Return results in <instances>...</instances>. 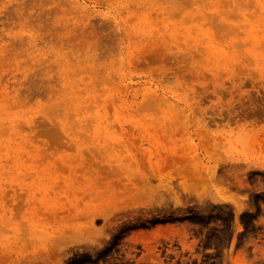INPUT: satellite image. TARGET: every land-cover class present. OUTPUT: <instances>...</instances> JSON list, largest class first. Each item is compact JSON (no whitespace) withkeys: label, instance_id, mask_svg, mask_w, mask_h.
Masks as SVG:
<instances>
[{"label":"rangeland","instance_id":"rangeland-1","mask_svg":"<svg viewBox=\"0 0 264 264\" xmlns=\"http://www.w3.org/2000/svg\"><path fill=\"white\" fill-rule=\"evenodd\" d=\"M0 264H264V0H0Z\"/></svg>","mask_w":264,"mask_h":264}]
</instances>
